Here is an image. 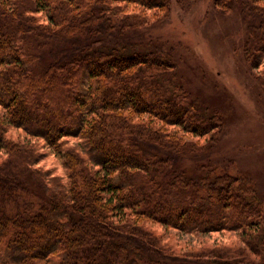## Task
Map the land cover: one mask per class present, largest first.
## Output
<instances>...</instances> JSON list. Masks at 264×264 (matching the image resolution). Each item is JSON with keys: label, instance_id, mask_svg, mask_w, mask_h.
Here are the masks:
<instances>
[{"label": "trees", "instance_id": "16d2710c", "mask_svg": "<svg viewBox=\"0 0 264 264\" xmlns=\"http://www.w3.org/2000/svg\"><path fill=\"white\" fill-rule=\"evenodd\" d=\"M213 5L239 11L264 82V0ZM170 13L171 0H0V264H264L256 184L180 166L225 121L175 81L172 55L142 49ZM172 231L231 243L188 251Z\"/></svg>", "mask_w": 264, "mask_h": 264}, {"label": "rangeland", "instance_id": "374dc122", "mask_svg": "<svg viewBox=\"0 0 264 264\" xmlns=\"http://www.w3.org/2000/svg\"><path fill=\"white\" fill-rule=\"evenodd\" d=\"M141 34L142 49L172 55L178 66L175 81L225 121L224 134L209 155L187 158L181 168L194 176L201 165L230 168L253 181L264 196V82L245 60L246 25L239 11L222 13L213 0H171L168 19ZM170 235L187 243L188 251L231 243L224 234L203 240L173 231Z\"/></svg>", "mask_w": 264, "mask_h": 264}]
</instances>
